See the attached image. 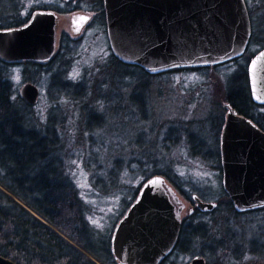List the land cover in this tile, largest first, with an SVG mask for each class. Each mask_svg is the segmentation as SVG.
Wrapping results in <instances>:
<instances>
[{
    "label": "rangeland",
    "instance_id": "rangeland-1",
    "mask_svg": "<svg viewBox=\"0 0 264 264\" xmlns=\"http://www.w3.org/2000/svg\"><path fill=\"white\" fill-rule=\"evenodd\" d=\"M243 1L252 38L244 58L234 64L236 68L224 64L211 69H176L140 80L127 77L118 85L120 71L106 67L111 53L105 18L101 19L95 10L97 0H20V15L31 9H52L57 14L62 51L74 55L68 78H87L84 98L102 117L101 124L87 132L80 101L73 104L69 95H50L47 78L41 74L31 82L38 89L33 111L39 120L44 122L51 110L62 121L57 128L61 132V152L70 165L78 200L88 208L85 221L90 237L82 241L96 244L97 239L107 236L110 242L115 225L134 201L139 185L152 172L167 173L179 186L176 193L190 207L194 206L193 194L215 204L229 200L222 188L219 156L226 88L244 74L246 59L264 47V0ZM11 5L0 0V8ZM64 8L72 11L58 12ZM81 16L89 19L80 20ZM21 66L14 63L8 69L16 95L24 82ZM95 85L108 98V106L98 100ZM236 89L231 90L234 95L241 93ZM250 112L264 116V108ZM209 216L195 221L208 220L210 239L222 240L223 247L210 250L199 238L185 240L170 264H189L194 256L203 257L205 264H264V210L238 216L220 210L214 218L227 223V229L215 227ZM110 264L119 263L113 258Z\"/></svg>",
    "mask_w": 264,
    "mask_h": 264
},
{
    "label": "water",
    "instance_id": "water-1",
    "mask_svg": "<svg viewBox=\"0 0 264 264\" xmlns=\"http://www.w3.org/2000/svg\"><path fill=\"white\" fill-rule=\"evenodd\" d=\"M104 7L112 54L122 63L137 65L149 74L237 57L250 37L243 0H104ZM177 21L180 28L170 32L169 27ZM186 21L187 27L183 25ZM56 29L55 13L37 11L24 26L0 30V60H50L56 50ZM261 53L264 49L248 66L251 95L256 103H264ZM18 95L26 104L34 105L38 89L24 82ZM220 165L223 190L237 212L264 207V132L231 108L220 135ZM192 199L203 212L216 206L196 195ZM184 207L164 177L147 179L111 236L115 260L119 264H160L175 246ZM192 211L188 209L186 215ZM0 264L14 263L0 256ZM189 264H204V259L195 257Z\"/></svg>",
    "mask_w": 264,
    "mask_h": 264
},
{
    "label": "trees",
    "instance_id": "trees-1",
    "mask_svg": "<svg viewBox=\"0 0 264 264\" xmlns=\"http://www.w3.org/2000/svg\"><path fill=\"white\" fill-rule=\"evenodd\" d=\"M7 1L12 5L9 8H0V29L19 27L36 11L31 9L20 15V0ZM96 6L98 8L95 10L103 19L102 0H97ZM69 11H72L71 8L58 10L59 13ZM67 45L70 46L69 43ZM62 49L63 44L58 41L57 51L50 61L16 63L22 65L24 81L36 82L35 76L41 74L47 78L50 95H69V101L73 104L80 101V110L85 118L84 129L88 132L101 124L102 117L89 107L85 100L87 97L84 98L87 78L78 81L68 78L74 55ZM11 64L14 63L0 61V256L9 258L15 264L112 263L113 256L107 236L97 239L96 244L82 241V238L90 237L85 221L88 208L78 200L70 165L61 152V132L57 128L62 121L54 111L48 110L46 120L41 122L33 111L34 106L27 105L16 95L8 73ZM106 67L120 71L118 85L125 83L124 78L127 77L140 80L149 76L136 66L119 62L112 55ZM234 81L236 84L226 88L225 101L238 114L251 119L264 131V116L260 118L255 112H250L251 109H256V105L249 100L245 74L235 77ZM98 86L95 85L97 91ZM235 87V91L241 93L234 95L231 90ZM98 100L106 106L110 103L100 91ZM154 175H162L170 180L167 173L156 171L147 175L143 182ZM170 183L175 189L179 187L175 181L170 180ZM220 210L234 216L241 214L234 210L228 199L218 203L209 213L195 210L182 221L175 251H178L182 241L191 237L199 238L210 250L222 248V240L210 239L212 236L208 220L195 221L210 215L207 218L215 227L227 229V223L214 218ZM260 210L263 211L264 208L245 213L261 212ZM68 222L75 224L69 225ZM73 243L80 245L81 249ZM171 261L172 256L161 264H170Z\"/></svg>",
    "mask_w": 264,
    "mask_h": 264
},
{
    "label": "flooded vegetation",
    "instance_id": "flooded-vegetation-1",
    "mask_svg": "<svg viewBox=\"0 0 264 264\" xmlns=\"http://www.w3.org/2000/svg\"><path fill=\"white\" fill-rule=\"evenodd\" d=\"M183 25L185 26V27H187L188 25H189V22H187L186 21V23H184L183 22ZM177 28V29H179L180 27H179V23H178V21L174 24V22L172 23V25L169 27V29H170V32H173L174 31V28ZM251 38H252V34H251ZM251 38H250V40H251ZM248 46H249V44H248ZM248 46H247V48H248ZM263 48V47H262ZM261 48V49H262ZM260 50V49H259ZM258 50V51H259ZM246 51H247V49H246ZM246 51L244 52V54L243 55H241L240 57H238V58H234V59H232V60H230V61H227V62H225V63H221V64H215V65H209V67H205V66H201V65H197V66H185V67H173V69H170L169 71H172V70H176V69H189V68H191V69H196V68H209V69H211V68H213V67H215V66H218V65H224V64H226V65H230V66H235V65H237V63L241 60V59H243L244 58V56H245V54H246ZM258 51H256L254 54H252L251 55V57L250 58H247L246 59V61H247V65H246V75H245V77H246V86H247V92H248V97H249V100L252 102V103H254L253 101H252V98H251V94H250V88H249V81H248V76H247V68H248V64H249V62L251 61V59L254 57V55L258 52ZM184 54V53H183ZM235 64V65H234ZM235 68H236V66H235ZM243 99V98H242ZM229 104V103H228ZM255 105H256V108H264V104H262V105H258V104H256V103H254ZM225 106H227V104L225 105ZM230 106V105H229ZM231 107V106H230ZM227 112V111H226ZM238 115H241V114H238ZM224 122H225V119H224ZM224 122H223V126H224ZM255 124V123H254ZM256 125V124H255ZM223 126H222V128H221V131H222V129H223ZM257 126V125H256ZM258 127V126H257ZM259 128V127H258ZM260 129V128H259ZM261 130V129H260ZM221 131H220V134H221ZM219 139H220V135H219ZM219 153H220V146H219ZM190 208H193V207H190V204L189 205H186L185 204V207H184V209L182 210V213H185L186 214V212H188V209H190ZM193 210V209H192ZM194 213V210H193V212L192 213H187V215L185 216V217H183L184 219L186 218V217H189L190 215H192ZM183 219V220H184ZM182 220V221H183ZM179 234H180V230H179V233H178V236H177V240H176V243H175V246H174V248H173V250H172V252L170 253V255H168L166 258H169L170 256H173L174 255V253H177L176 251H175V248H176V245H177V243H178V241H179ZM191 239H194L193 237H191V238H189V239H186L187 241H189V240H191ZM185 241V240H184ZM184 241H182V243L184 242ZM195 257H199V256H194V257H192L191 259H190V261L193 259V258H195ZM165 258V259H166ZM164 259V260H165ZM163 260V261H164ZM162 261V262H163Z\"/></svg>",
    "mask_w": 264,
    "mask_h": 264
},
{
    "label": "snow or ice",
    "instance_id": "snow-or-ice-1",
    "mask_svg": "<svg viewBox=\"0 0 264 264\" xmlns=\"http://www.w3.org/2000/svg\"><path fill=\"white\" fill-rule=\"evenodd\" d=\"M79 19H80V20H83V21H87V20L89 19V17L81 16ZM261 55L264 56V53H261ZM254 64H255V61H253V65H254ZM12 99L14 100L15 97H13ZM257 99H259V97H257ZM149 183L151 184V183H153V181H149ZM246 259H247V257H246Z\"/></svg>",
    "mask_w": 264,
    "mask_h": 264
}]
</instances>
